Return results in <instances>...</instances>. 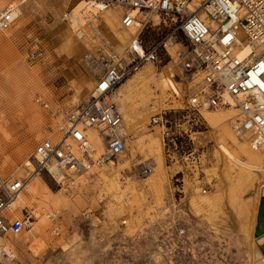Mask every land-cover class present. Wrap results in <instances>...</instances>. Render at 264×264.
<instances>
[{"label":"rangeland","instance_id":"374dc122","mask_svg":"<svg viewBox=\"0 0 264 264\" xmlns=\"http://www.w3.org/2000/svg\"><path fill=\"white\" fill-rule=\"evenodd\" d=\"M62 1H30L21 8V25L12 32L0 30V176L28 178L18 205L21 209L5 214L10 218L22 217L24 210L31 214L28 229L6 237L12 251L7 264H67L65 249L75 239L83 242L92 264H249L242 224L258 209L264 157L258 158L247 147L246 138L234 136L235 117L226 122L235 139L221 138V125L210 124L204 116V110L210 109H200V123L193 124L169 66L148 65L157 83L151 86L154 98L149 107L142 108L138 102L136 94L142 88L129 95V104L135 100L146 123L136 117L135 127L125 138V150L110 158L113 165L104 161L74 177V184L58 182L43 172L29 174L34 146L50 137L60 120L35 99L46 100L52 110L68 108L77 98L88 96L84 82L95 81L105 67L102 60H108L102 49L108 41L96 39L97 35L86 39L82 57L72 51L64 54L65 40L76 37L64 30L63 13H70L80 0H69L64 7ZM13 2L0 0V11L11 8ZM119 11L112 7L108 12L118 15ZM107 25L101 23L100 32L113 43ZM32 47L44 50L43 60L26 56ZM135 78L134 73L122 83ZM78 87L82 91L77 97ZM117 98L113 100L119 109ZM160 114L171 121L168 130L178 141H170L163 127L158 150L151 147L149 138L162 125L160 120H150ZM91 139L93 144L99 142L95 133ZM188 151L200 156V165L191 167ZM149 167L158 169L159 175L149 173ZM232 216L239 224L235 235L221 231V226L227 227L225 219ZM42 217L44 228L38 223ZM178 222L186 230L185 237L178 236ZM54 225L59 226L57 233ZM39 242L43 246L34 252Z\"/></svg>","mask_w":264,"mask_h":264},{"label":"built area","instance_id":"2783aa9c","mask_svg":"<svg viewBox=\"0 0 264 264\" xmlns=\"http://www.w3.org/2000/svg\"><path fill=\"white\" fill-rule=\"evenodd\" d=\"M13 1V7L0 11V30L11 28L15 11L30 0ZM94 1L121 9V27L135 30L123 54L111 58L97 75L89 96L64 113L59 139L46 138L35 145L34 173L49 171L52 162L62 169L87 171L123 152L124 119L112 97L119 85L145 64L159 68L171 63L187 104L183 109L187 116L192 115L193 124L200 123L201 108L233 104L237 109L232 123L235 133L240 137L248 134L253 148L264 142V0ZM245 47L248 50L242 54ZM26 56L43 60L44 50L32 47ZM36 102L48 108L44 99L37 97ZM157 120L165 127L163 134L174 143L177 137L168 130L171 121L162 114ZM89 128L96 129L104 143L105 153L96 160ZM186 159L191 167L200 165V156L194 151H188ZM27 180L0 179V261L9 257L1 238L18 234L31 219L26 210L20 218L5 214ZM177 224L178 236L185 237L186 230Z\"/></svg>","mask_w":264,"mask_h":264},{"label":"bare ground","instance_id":"6f19581e","mask_svg":"<svg viewBox=\"0 0 264 264\" xmlns=\"http://www.w3.org/2000/svg\"><path fill=\"white\" fill-rule=\"evenodd\" d=\"M107 8H112V7H104L101 3L96 2L94 0H80V1L77 2V4L72 9V14H73L74 18L76 19L75 23L78 26H80V27H84V24L85 25L89 24L90 21L93 24L96 21V19L99 18V17L105 18L106 22L109 24L110 31L113 34L112 37H114L113 38L114 41L112 43L111 41L105 39V41H108V42L105 43L107 47H104L102 49L104 50L103 52L105 53V55L108 56V60H106V61L102 60V65H104V66L106 64H108V62L111 60V58L118 57V56H121L123 54L122 53L121 55H119L118 53H121V52L124 51V45L129 40L130 35L135 30L134 27H130L129 29L122 28L121 24H120V21H118V15L117 14L113 15V14L109 13ZM116 9H119V8L116 7ZM119 10H121V9H119ZM20 11H22V9H18V10L15 11L16 19H17L18 15H19ZM135 12H137V11L134 10L133 13H135ZM69 14L70 13L63 14V17L66 18L67 15H69ZM119 20H120V11H119ZM75 23H74V25H75ZM9 29H7V30H9ZM2 31H6V30H2ZM77 34H80V32H77ZM110 42H111V45H110ZM119 42L123 43V45L118 48L115 45L119 44ZM110 46L113 49H108V48H110ZM107 49H108V51H107ZM247 50H248V47H245V49L242 51V54L245 53ZM148 65L153 66L152 64L143 65L140 69H138L135 72V74H137V78L129 79L127 82L122 83L121 86L116 89L117 93L115 91V93L113 94V97H116V96L118 97L117 100L119 101V104L121 106V108L119 107V109H120L119 111L123 113L122 116L124 117V120H125V123H124L125 125H123V127L121 128V133L125 136V138H127L129 133L131 132V129L135 127V124L137 123L136 122V117L137 118H141L142 117L143 121H145L144 123H146V119H145L146 115H145L144 112L142 113L141 111H138V109H137L138 106L135 104V100L132 103L129 104V101H128L129 95H131L134 91H137L139 88H142L141 92L137 91L138 94H136L137 98H139L138 102L140 104V107H142V108H145V106L150 105L152 103L151 100L154 98L153 97V93L151 92V86L153 84L157 85V83H155L153 72H152V70L150 68H148V67H150ZM168 66L172 69L171 63H168V64H166L165 66H163L161 68H166V67L168 68ZM172 72L174 74L173 69H172ZM93 87H94V85L92 86V88L89 91L87 90L88 91V96H89L90 91L93 89ZM162 89L163 88H160L161 91H163ZM88 96H85V98L88 97ZM113 97H112V99H113ZM36 99H35V101H36ZM82 99L83 98L76 99L77 101L72 103V105H70L68 108L61 109L62 106H60V107H56L54 110H52V108H50L49 103L45 100L47 102V104H48V108H45V109L50 110V112L52 113L54 119L58 118V117L60 118L59 122H55V130L51 132L52 136L50 135V137H47L48 139H50L53 142H55V141H57L59 139V137L61 135L59 129H60V127L62 125V122H63V119H64V113L69 108H71L74 105H76V103H78ZM159 100H160V104L162 106L166 105V104L163 103L164 100H162L161 97H159ZM36 103H38V102H36ZM38 104L40 105V103H38ZM186 107H187V104L185 105V108ZM205 109H208V108H205ZM203 110H204V108H203ZM210 110L211 111L204 110V116H205V118L208 120V122L210 124L216 125V126L221 125V127L219 129L221 130V133H222V137H221L222 139H225L226 137H228V138L233 137V139H235L234 136H237L239 138L243 137V138L247 139L248 134H245L244 136L240 137V136H238L235 133V131H234L233 127H232V130L235 133V135L233 136L229 125L227 126V124H226L228 119L237 117V109L235 107H233V104H232V106H227V107H224V108H217V109H210ZM150 122H154L155 123L156 122V118H153L152 121L150 120ZM161 128H163L162 125L158 126V128L156 127V131L149 138V142L151 144V147L152 148H157L158 150L161 148L160 143H159V139H158L159 129H161ZM87 133H88V138H89V140L91 142L92 148L94 149V151L92 152V157H93V159L96 160L97 158H99L100 155H103L105 153V151H104V143H103V141L101 139L100 134L98 133V131L96 129L89 128L87 130ZM93 133H95V136H96L97 140L99 141L97 144H93V142H92L91 135ZM246 145H247V147L250 150H252L258 156V158H263L264 157V142H262L261 145L257 146L256 148H253L251 146L249 140H248ZM33 155H34V148H33L31 157ZM110 160L111 159H104V160L101 161V163H103L104 161H110ZM101 163L98 164V165L91 166L87 171H89L93 167L101 166ZM34 164H35V161H34V159L32 157V163L28 166L31 169L29 174H31V175H39L38 173H34L33 172L34 171ZM107 164L113 165L114 163H113V161H110ZM149 168H150V170H149L150 172L149 173H152V174L154 173L155 175H159L158 169H156L154 167H149ZM48 170L49 171L44 172V173H46V175H48V177L50 176V177L56 179L58 182H62V181L65 180L66 184H69V183L70 184H74V182H75V178L74 177H77L79 174H81L83 172H87V171H83V170H79L78 172H76V171H74L72 169H68V168H63L62 169V168L58 167L54 162H52V163H50L48 165ZM263 174H264V170H263ZM65 177H67V178H65ZM0 179H2L1 176H0ZM9 179H11V178H9ZM263 186H264V184L258 190L257 200L258 199L260 200V198L264 196V188H263ZM25 187H26V183H25L23 189L19 192L18 196L12 201L9 210H7L8 212L12 211L13 208L16 209L19 212V210L21 208L18 205H19L20 201H23L22 197H21V193H23V190L25 189ZM254 210H255L254 215L249 218L250 222H247L246 224H243V229H244L243 231L247 234V238H246L245 245L243 246L242 245L243 243L241 245L244 247V249L248 253L249 264H264V255L262 253V249L264 248V245L261 246V243L264 240V236L263 235L255 236L254 233H253V229L255 231V227H254L255 214L257 215L256 209H254ZM18 217L19 216L15 217V218H18ZM53 220H54V218H53ZM45 222H46V220H45L44 217H42L38 221V223H40L42 225V228L45 227V224H46ZM58 227H59L58 225H54L53 226V232L57 233L58 232ZM25 228L28 229V226L25 227ZM40 232H41V230H40ZM1 242H3L6 250L9 253V255H12L11 248L8 246V244H6L7 243L6 242V237L1 238ZM42 246H43V244L39 242V245L34 250V252H37V250L40 249ZM84 251H85V247H84L83 242L81 240L75 239L65 249V254H64L65 259H66L65 263H67V264H92L91 260H89L85 256ZM253 254H255V255L253 256ZM258 258H260V260H258ZM1 261L4 262V264H7V262L10 261V256L8 258H6V259H2Z\"/></svg>","mask_w":264,"mask_h":264},{"label":"crops","instance_id":"0c3cea01","mask_svg":"<svg viewBox=\"0 0 264 264\" xmlns=\"http://www.w3.org/2000/svg\"><path fill=\"white\" fill-rule=\"evenodd\" d=\"M31 2H34L35 0H30ZM56 1V0H55ZM69 0H63L62 1V7H64V6H66V4H67V2H68ZM52 3H55L54 1H52ZM15 3L13 2V4L11 5V7L14 5ZM73 9V8H72ZM72 9H71V12H70V14L69 15H67V17L66 18H64V21H65V23H66V28L64 29V30H69V31H71V32H74L75 33V37H76V39L75 38H70V37H68L66 40H65V42H64V54H69L70 52L69 51H72L73 52V55H75V56H80V57H82L81 55L83 54V48H85V41H86V39H88L89 38V36L90 35H92V36H94V35H97V37H96V39H98L99 37L101 38V37H104L106 40H110V39H108V37H106V35L105 36H103V34L100 32V24L101 23H105L106 25H107V23L103 20V19H98L95 23H93L92 24V22L90 21L89 22V24L88 25H86L85 27H80V26H78L76 23H75V18H74V16H73V14H72ZM107 10L108 11H110V8H107ZM22 11H20L19 12V15H18V17H17V19L15 20V26L13 27H11L10 29H11V32L12 31H14L19 25H21V17H22ZM64 14V13H63ZM97 17V16H96ZM118 21H120L119 20V14H118ZM74 23H75V25H74ZM107 27H108V25H107ZM87 28V29H86ZM109 28V27H108ZM64 30H63V32H64ZM77 32H80L81 34H82V37L81 38H78L77 37ZM86 32L88 33V34H86ZM110 35H111V33H110ZM112 37V36H111ZM91 39V38H90ZM111 40H112V38H111ZM94 83H95V81H86V82H84V86H83V89L85 88V89H87L88 91L92 88V86L94 85ZM82 90L80 89V87H78V88H76V90H75V95L74 96H77L78 97V95H80V92H81ZM73 96V95H72ZM77 99H79V98H77ZM257 213V212H256ZM233 217V216H232ZM245 217H247V216H245ZM252 217V216H251ZM250 218V217H249ZM249 220V221H248ZM248 220H246V221H244V224H246L247 222H250V219H248ZM225 221H226V225H227V227H229V228H225V227H223V226H221V231H225L226 229L227 230H230V231H232L233 233H234V235H235V233L238 231V229H239V224H238V221H237V219L235 218V217H233L232 218V220H230L229 219V217H227L226 219H225ZM255 221H256V214H255ZM255 224H256V222H255ZM255 224H254V227H255ZM243 225V224H242ZM253 233H254V229H253ZM264 236V235H263ZM244 239L242 238V240L241 241H243ZM225 242H226V240H225ZM233 242V241H232ZM262 245H264V240H263V242L261 243V246Z\"/></svg>","mask_w":264,"mask_h":264},{"label":"water","instance_id":"95a60500","mask_svg":"<svg viewBox=\"0 0 264 264\" xmlns=\"http://www.w3.org/2000/svg\"><path fill=\"white\" fill-rule=\"evenodd\" d=\"M254 235H264V196L259 200ZM262 253L264 255V248L262 249Z\"/></svg>","mask_w":264,"mask_h":264},{"label":"trees","instance_id":"16d2710c","mask_svg":"<svg viewBox=\"0 0 264 264\" xmlns=\"http://www.w3.org/2000/svg\"><path fill=\"white\" fill-rule=\"evenodd\" d=\"M176 140L178 141V138Z\"/></svg>","mask_w":264,"mask_h":264}]
</instances>
